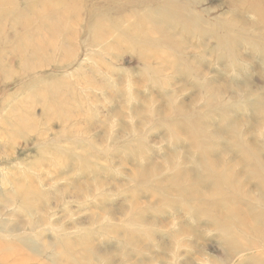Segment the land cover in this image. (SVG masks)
Here are the masks:
<instances>
[{
  "label": "rangeland",
  "instance_id": "1",
  "mask_svg": "<svg viewBox=\"0 0 264 264\" xmlns=\"http://www.w3.org/2000/svg\"><path fill=\"white\" fill-rule=\"evenodd\" d=\"M135 1L0 0V260L256 264L241 261L227 240L264 257L255 233L235 227L232 237L207 224L206 214L193 213L198 188L182 192L191 174L173 182L213 150L193 131L206 122L223 129L224 119L206 108L213 88L264 102L262 43L253 42L264 36V22L256 11L237 17L238 36L210 50L215 35L200 46L202 35L182 30L180 21L192 13L229 20L228 0H199L184 6L181 18L159 6L164 0ZM247 3L260 5L244 0V10ZM133 29L140 32L131 38ZM188 43L198 47H189L193 54L178 51ZM199 62L206 84L197 78ZM226 63L238 67L228 70ZM230 104L250 115L244 104ZM244 134L264 146V126ZM230 156L244 159L241 152ZM250 177L253 188L258 181L251 174L244 183Z\"/></svg>",
  "mask_w": 264,
  "mask_h": 264
},
{
  "label": "bare ground",
  "instance_id": "2",
  "mask_svg": "<svg viewBox=\"0 0 264 264\" xmlns=\"http://www.w3.org/2000/svg\"><path fill=\"white\" fill-rule=\"evenodd\" d=\"M144 1L146 0H136L134 4H142L144 3ZM231 1L228 0L227 2L228 6L233 8V12H234V13H231L232 14L231 19L229 20L222 19L218 21L216 19L217 18L216 16H215L216 18H210L208 16H204L205 14L201 16V14L199 13L197 14L192 13L193 15L190 14L188 18L184 16L183 19L180 21L182 30L189 31V32L193 31L192 33H196L197 35L201 34L202 41H200L201 38H199V42H198L200 46L205 44L208 38H211L209 37V35L211 34L215 35V41L214 43L212 42L210 45V47L212 46L210 50H212L213 46L215 47V49L223 48V46L225 45L224 41L228 37L238 36V27H236V24L234 23V21H237V20L242 21V19H237V17H243L242 15L244 14H250L256 11L258 12L257 16L256 17L253 16V17H255L257 22H264V11H262L264 9V7L262 8V5L264 4V0L261 1L262 5L260 3V0H259L260 5L258 4L250 5L247 3V5H249L247 6L248 10H244L245 5L242 4L244 0H231ZM126 2H129V0H126ZM199 2H200L199 0H191V1H188V3H186L184 0H164L162 2L159 1V3H161L159 6L165 7L166 10L169 12V15H174L175 12L177 11L175 16L181 18L184 12V6H186L188 10L189 6L195 7L196 5H200ZM208 15L211 16L210 13H208ZM159 17L160 16H158V18ZM205 24H209L210 28H204ZM217 24H219L220 27L224 29L225 32L223 36L216 28L215 25ZM49 27L53 28L54 24L49 25ZM173 28L175 29L177 27L174 26ZM138 32L140 31L133 29L132 31H130L128 36L131 38L137 37L136 35ZM101 33L103 36V32ZM188 35L191 36L190 34ZM253 42H256L258 45L255 43L250 44L251 47H255V45L259 46L260 42L262 43L261 47L258 48L257 53L259 52L262 55V60L264 61V36L257 37V39L253 40ZM192 43L191 44L188 43L189 46H185V47L183 46L178 51H180L181 53L185 55H190L192 52L189 50V47L190 46L194 47ZM236 44L237 43H235V45ZM194 48L197 50L198 47L196 46ZM133 52H135V50ZM34 57H36V55L33 56L32 58ZM225 57L226 56H219L217 58L220 61ZM201 62H199V64L198 63L196 64V71L198 72L197 78L199 77L200 79H204V82H205V77L207 76V74L203 73V67L201 66L204 64H201ZM34 63L35 62H33V64ZM233 64L235 66L232 64L227 65V63H226V66L225 65L224 66L228 70H231V69L235 70L238 67V65H236L235 63ZM8 67H11V66L8 65ZM230 67L232 68L230 69ZM261 79L263 80V83H264V74L261 75ZM213 89L216 90V92L210 93L209 96L207 97L206 108H211L212 115H216V116L220 115L219 117H222V120L224 119L223 124H221V127H223V129H218L216 126H214V124L212 125L211 123L206 122L203 125V127L199 126L198 131H193L194 135L198 134L196 136L198 139H203L206 142H208L207 148L212 146L213 150L208 152V154L206 155L207 156L206 158L203 157L202 159L201 158L197 159L195 157L194 159L195 161L193 160L192 163H190L193 165H190L189 168L181 172L178 177L173 179V182L174 180L175 181L180 180L186 177L187 175L191 174V179L193 182H188V183L182 182V184L185 185L183 187V191L178 188L177 190L179 192L180 191L186 192V194L190 195L191 193L196 192L195 190L196 187L198 188L199 194L197 193L196 195H193L191 198V201L194 204L193 213H196L197 211H199L200 215L206 214V218H208L207 221L209 222L207 224H210L211 222L212 224H216L222 228L232 231L231 232L232 237L234 234L233 229L235 227L241 229L242 231L249 230L258 236V239L264 246V206L261 208H257L258 205L251 204L248 202V200L252 201V203L257 202V201H260V203L264 202V146L259 145L256 140L255 142H250L248 140L249 137H247L244 134L247 132L255 134L256 132L259 131V129H261L264 126V102L260 101L259 97H256V99L254 98L251 99L250 96H247V95L244 97H239V96H230L229 94V96L225 97L226 92H227L225 87H223L222 89H219V88H213ZM257 90L258 89H256V92ZM259 90L260 92H263L264 85ZM168 98H172V97L169 96ZM214 99H217L219 102L222 100L224 103L220 104L219 106L217 103L214 105H211L210 103H214L213 102ZM225 101H229V102H225ZM230 103L234 105H238V103L244 104V106H246L248 111H250V115H247L246 111H243V114H238L240 111L231 110L229 106ZM184 106H180V108L184 110ZM236 114L240 115L242 119L239 121L235 120L234 117ZM244 126L247 127L246 131H244ZM212 127L213 129H211ZM60 140L61 139H59V141ZM215 141L216 143L213 144ZM192 146L197 147L198 143L197 142L192 143ZM202 148L206 149V146L203 144ZM236 152L243 153L244 159H240V158L234 159V157L230 156L231 153L234 154ZM242 166L246 167V170L239 171L238 167L241 168ZM247 174H251V176L257 179L258 181L256 184H254L253 188L249 186L250 182H252L251 177H250V181L249 180L247 181L248 185H247V182L246 184L244 183V179L247 180L246 178ZM236 182H240V183H236ZM214 183H215V186H214ZM244 187L248 188L249 190L244 189ZM18 192L20 194L19 189H18ZM239 194H241L243 197L241 198V200L238 198V197H241ZM3 200H4V197H3ZM226 207H230V209H227ZM210 210H213L214 214H211V213L209 214ZM200 223L201 222L196 223V225H201ZM51 228L53 229V227ZM8 235H7V238H10L8 237ZM225 245L227 247L231 245L234 249L238 250L237 255L238 257H240L241 261H243L244 259H249L250 261H254L256 264H264L263 253H260L262 250L260 252L256 251L255 253L251 252L250 250L242 248V245L234 240H229V242L228 240L225 241ZM31 250L36 251L38 249L33 245L31 246ZM248 252H251V253H248ZM258 255H261L262 257ZM18 263L25 264V262L19 256L12 257V260H9V261L8 260L6 261L5 259L0 260V264H18Z\"/></svg>",
  "mask_w": 264,
  "mask_h": 264
}]
</instances>
